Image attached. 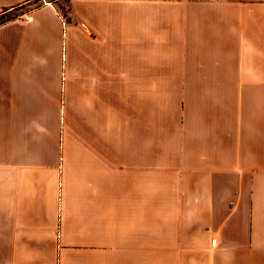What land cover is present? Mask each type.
Wrapping results in <instances>:
<instances>
[{"label": "crops", "instance_id": "obj_1", "mask_svg": "<svg viewBox=\"0 0 264 264\" xmlns=\"http://www.w3.org/2000/svg\"><path fill=\"white\" fill-rule=\"evenodd\" d=\"M21 7L0 23V264H264V0L0 15Z\"/></svg>", "mask_w": 264, "mask_h": 264}, {"label": "rangeland", "instance_id": "obj_2", "mask_svg": "<svg viewBox=\"0 0 264 264\" xmlns=\"http://www.w3.org/2000/svg\"><path fill=\"white\" fill-rule=\"evenodd\" d=\"M55 0H48V2H54ZM62 5V4H61ZM62 7H63V5H62ZM24 11H25V9H24V7L22 8H18V9H16V10H14V11H8V12H6V13H3V14H1L0 15V23H3V22H5V21H9V20H13V19H15L17 16H19V15H21V14H23L24 13Z\"/></svg>", "mask_w": 264, "mask_h": 264}, {"label": "built area", "instance_id": "obj_3", "mask_svg": "<svg viewBox=\"0 0 264 264\" xmlns=\"http://www.w3.org/2000/svg\"><path fill=\"white\" fill-rule=\"evenodd\" d=\"M216 241H217V240H213V241H212V245H213V246L216 245Z\"/></svg>", "mask_w": 264, "mask_h": 264}]
</instances>
